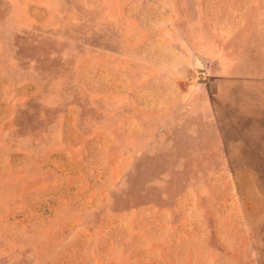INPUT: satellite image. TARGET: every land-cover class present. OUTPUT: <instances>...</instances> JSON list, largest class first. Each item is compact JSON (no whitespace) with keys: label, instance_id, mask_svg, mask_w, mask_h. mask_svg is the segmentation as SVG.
Wrapping results in <instances>:
<instances>
[{"label":"rangeland","instance_id":"1","mask_svg":"<svg viewBox=\"0 0 264 264\" xmlns=\"http://www.w3.org/2000/svg\"><path fill=\"white\" fill-rule=\"evenodd\" d=\"M0 264H264V0H0Z\"/></svg>","mask_w":264,"mask_h":264}]
</instances>
